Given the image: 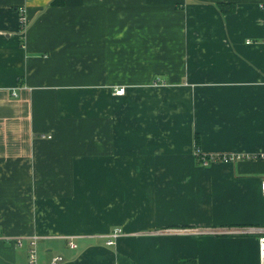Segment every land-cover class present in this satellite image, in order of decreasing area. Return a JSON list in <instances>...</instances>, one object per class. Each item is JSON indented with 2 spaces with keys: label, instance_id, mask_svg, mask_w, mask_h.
<instances>
[{
  "label": "crops",
  "instance_id": "1",
  "mask_svg": "<svg viewBox=\"0 0 264 264\" xmlns=\"http://www.w3.org/2000/svg\"><path fill=\"white\" fill-rule=\"evenodd\" d=\"M196 140L264 154V0H0V264H259L264 158Z\"/></svg>",
  "mask_w": 264,
  "mask_h": 264
},
{
  "label": "built area",
  "instance_id": "2",
  "mask_svg": "<svg viewBox=\"0 0 264 264\" xmlns=\"http://www.w3.org/2000/svg\"><path fill=\"white\" fill-rule=\"evenodd\" d=\"M125 92V86H120L115 90L116 94H122ZM14 94L16 92L14 91ZM195 157L199 160V163L203 165H207L212 161L221 160L224 162H230L234 160H244V159H261L264 158V154H231V153H220V154H205L200 153L199 148L195 147ZM261 189L264 193V179L261 181ZM121 229L115 228L112 233L106 235L107 244H115L116 238L120 234ZM256 231L260 232L258 235V246H259V264H264V229H257ZM40 237L37 235H32L28 239V250H27V258L25 264H39V253H38V242ZM15 242L23 246L24 238L18 237L15 239ZM68 244L71 248H76L78 246L76 240L73 236H70L68 239ZM63 256L61 254L53 255L50 261L47 264H60L62 262Z\"/></svg>",
  "mask_w": 264,
  "mask_h": 264
},
{
  "label": "trees",
  "instance_id": "3",
  "mask_svg": "<svg viewBox=\"0 0 264 264\" xmlns=\"http://www.w3.org/2000/svg\"><path fill=\"white\" fill-rule=\"evenodd\" d=\"M220 5L224 7L223 4H220ZM196 142H197V144L195 145V147H197V148L200 149L199 142H198L197 140H196ZM200 150H201V149H200ZM200 153H202V151H200ZM196 158H197V156H196ZM197 160H198V159H197ZM198 162H199V160H198ZM181 264H194V262H185V261H181Z\"/></svg>",
  "mask_w": 264,
  "mask_h": 264
},
{
  "label": "rangeland",
  "instance_id": "4",
  "mask_svg": "<svg viewBox=\"0 0 264 264\" xmlns=\"http://www.w3.org/2000/svg\"><path fill=\"white\" fill-rule=\"evenodd\" d=\"M42 241V240H41ZM41 241H39L41 243ZM38 242V253H39V247H40V243Z\"/></svg>",
  "mask_w": 264,
  "mask_h": 264
}]
</instances>
